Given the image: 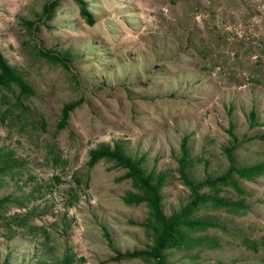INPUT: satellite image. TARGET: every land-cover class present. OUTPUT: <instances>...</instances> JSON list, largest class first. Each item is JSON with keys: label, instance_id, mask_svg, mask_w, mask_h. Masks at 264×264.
Returning a JSON list of instances; mask_svg holds the SVG:
<instances>
[{"label": "rangeland", "instance_id": "rangeland-1", "mask_svg": "<svg viewBox=\"0 0 264 264\" xmlns=\"http://www.w3.org/2000/svg\"><path fill=\"white\" fill-rule=\"evenodd\" d=\"M53 1L49 8L44 4ZM0 0V52L32 92L0 87V264H152L115 257L145 248L152 231L144 201L126 203L124 168L88 150L117 141L144 171L161 172L160 209L189 199L177 169L185 137L186 175L200 180L229 165L264 159V0ZM48 50L65 61L46 57ZM80 99L58 127L62 105ZM254 111L249 124L248 111ZM231 123L232 138L227 132ZM234 179L192 217L201 242L166 249V264H264V171ZM201 190L209 191L207 188Z\"/></svg>", "mask_w": 264, "mask_h": 264}, {"label": "trees", "instance_id": "trees-1", "mask_svg": "<svg viewBox=\"0 0 264 264\" xmlns=\"http://www.w3.org/2000/svg\"><path fill=\"white\" fill-rule=\"evenodd\" d=\"M78 3L80 14L84 17L87 23L91 24L93 18L89 9L86 7L84 0H75ZM53 1L44 4V9L49 8ZM40 53L46 57L54 58L66 63L57 54H53L48 50H40ZM18 88L15 98L22 94L32 92L31 86L21 77L17 70L11 66L0 52V87L7 89ZM80 102V99L66 102L62 105L61 116L57 126L60 127L65 123V118L68 110ZM249 124L254 123V111H248ZM231 123H229L227 132L235 138L231 132ZM260 138L264 139V130L259 134ZM234 145L224 146L223 151L228 159L229 165L225 171L219 174H205L200 180H191L185 171V165L188 162L187 147L185 145V137H182L179 142L180 155L177 157V169L180 174L182 183L189 191V199L183 203L176 211L164 214L160 209V201L162 195L160 188L163 182L161 172H154L152 169L144 171L140 165L142 156L133 157L127 155L117 141L111 145L108 143H100L88 150L87 164L90 165L97 159L103 157L112 160L115 164L124 168L122 177H127L130 180L132 189L127 190L122 196V200L126 203H138L144 201L147 206V218L140 221L139 224L148 227L152 231V241L146 244L145 248H133L120 252L114 248L110 240V236L102 227V235L106 240L107 246L115 252V257L120 256H144L151 257L152 264H166V249L169 248H186L193 244L201 242L202 237L207 239V236H194L191 234L194 230L205 229L210 226L217 225L214 221L199 217H192L195 212L205 203L213 206H222L227 210L233 211L241 207L240 201H226L223 197L218 196L217 192L223 185H229L236 193L245 194L246 191L234 179L231 178L233 171L238 177L249 179L251 176L264 171V159L251 164L234 166L230 151ZM8 151H0V171L8 168L12 162ZM207 188L209 191L201 190ZM14 201L19 204L16 197H10L8 194L0 197V205ZM3 264V263H1Z\"/></svg>", "mask_w": 264, "mask_h": 264}]
</instances>
